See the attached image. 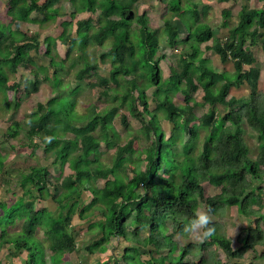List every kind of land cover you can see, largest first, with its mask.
Listing matches in <instances>:
<instances>
[{"label":"trees","instance_id":"obj_1","mask_svg":"<svg viewBox=\"0 0 264 264\" xmlns=\"http://www.w3.org/2000/svg\"><path fill=\"white\" fill-rule=\"evenodd\" d=\"M68 1L71 20L83 12L92 16L76 21V36L68 30L73 22H63L59 39L68 45L66 58L74 47L85 55L94 47L103 48L107 40L110 48L101 54L100 61H86L76 76L79 81L87 76L94 81L79 84L63 102L56 96L46 103H38L28 117L32 124L31 127L27 125V135L32 142L39 139V146L44 148L46 156L54 157L62 166L72 156L76 157L73 174L51 188V174L46 167L31 168L33 174L24 175V170L16 173L3 162L0 153V183L6 190L20 187L23 191L13 204L0 203V254L3 248L13 257L25 251V264H48L46 252L50 251L54 264L64 263L65 256L78 250L73 229L78 198L89 181L99 180L105 181L103 196L86 205L79 211V216L90 221L96 215L102 216L90 225L92 232L101 235L90 241L84 250L90 255L105 254L114 237L130 243L122 254H112L104 264H142L143 251L156 248L159 241V249L168 250L167 254L151 256L146 264H211L208 254L194 262H187L186 257L198 255V247L218 246L227 257L241 259L253 245H263L264 234L259 223H264V194L262 187L255 184L264 179V146L256 159L249 156L243 123L244 120L248 123L258 134V139L264 138V102L257 94L259 70L252 67L255 56L247 47L248 42L250 45L259 43L264 52V10L243 7L236 27L230 28L227 22L223 23L230 30L228 37L222 40L215 37L212 29L202 21L201 12L194 11L190 18L183 19L181 0H161L171 12L161 34L150 27L146 14H137L134 9L144 0H80L76 5V0ZM59 3L60 0H46L42 4L38 0L9 1L7 16L10 21L8 24L0 21V94L5 102H8L10 90L23 87L27 96L39 90L37 73L24 85H10L8 72L17 73L21 68L29 70L36 65L32 51L40 49L39 35H26L20 28L22 22L44 24L55 20L59 12L55 6ZM97 12H100L99 19L95 23L93 15ZM33 13L44 17L31 18ZM224 16L228 13L224 12ZM174 19L182 21V32L173 23ZM134 22L139 25L138 29H132ZM14 24L15 28L12 27ZM160 37L166 38L171 48H176L178 39L182 38L185 49L191 52L187 56L178 55V63L171 67L167 82L163 80L156 59ZM46 41L52 51L55 38L48 37ZM208 42L212 44L206 49L216 53L221 61H232L234 74L216 71L209 59L202 57L201 46ZM47 57L59 86L65 87L61 79L62 73H69L66 58L56 60L52 53ZM103 64L109 65V76L98 74ZM245 65L250 69L245 70ZM51 77L48 74L45 79L51 81ZM244 84H248L255 95L256 101L251 105L231 96L232 88L238 89ZM84 86L92 90L99 88L98 99L106 97L108 101L112 92L115 93L114 101L121 99L131 116L141 123V131L150 142L144 150L146 165L143 170L134 169L130 178L122 177L120 167L133 155L136 145L132 140L124 145L118 143V135L112 127V120L119 114L117 108L96 109L87 116L77 113V97ZM151 87L157 88L155 111L150 110L146 93ZM199 88L206 104L226 108L221 125H218L213 109L202 116L195 113L196 104H191V93ZM171 93L183 94L185 104H175ZM157 112H162L172 125L170 135L162 128ZM120 115L121 121L127 124V116ZM101 127L109 129L112 136L96 134ZM19 132L20 124L15 122L8 136L16 137ZM70 133L74 135L72 138L66 136ZM45 136H55V140L45 144ZM103 142L107 148H116L117 166L113 168H106L99 158ZM205 182L220 188V192L207 195ZM34 190L38 196L32 193ZM36 199L50 200L57 204V209L51 211L49 206L35 209ZM69 204L73 206L64 214ZM202 204L214 214L226 207H237L246 217L256 215L258 212L250 208L258 205L263 214L257 219L255 228L243 230L241 246L237 249L218 228L217 235L203 244L179 247L171 234H178ZM19 220L23 221L21 228L11 232L9 227ZM144 230L150 233L142 238L139 233ZM39 232L43 233V238ZM156 232H159L157 236ZM192 248L195 250L191 251ZM153 253L151 250L150 255ZM0 264H4L1 258Z\"/></svg>","mask_w":264,"mask_h":264},{"label":"rangeland","instance_id":"obj_2","mask_svg":"<svg viewBox=\"0 0 264 264\" xmlns=\"http://www.w3.org/2000/svg\"><path fill=\"white\" fill-rule=\"evenodd\" d=\"M10 0H0V21L3 24H8L10 18L7 16V9ZM46 0H38L40 4L44 3ZM80 0H76L75 5ZM182 2V13L181 16L184 18H190L194 11L201 12L203 19L213 31L215 37L219 39H226L229 35L230 28L237 26L239 20L240 10L248 6L250 8L258 9L259 11L264 10V0H181ZM59 10L58 16L55 20L47 21L42 23H25L22 22L20 25L21 30L28 35L33 37L39 35V51H32V56L35 58L36 65L31 67L29 70L21 68L17 73L8 72L9 84L19 83L24 85L27 83L28 79H33L35 74H38L40 79V87L36 93L27 96L23 93V87L17 90H10L7 94L8 102L4 101L3 94H0V153L3 157V162L6 165H10V169L17 173V171L22 172L24 170V175L32 173L31 168L33 167H46L51 174V188L54 184H60L68 175L73 174L74 162L76 157H71L70 160L62 166L60 161L55 162L54 157H48L44 153V148L39 146L41 143L39 139H34L32 142L27 135V124L25 121L28 119L30 114L35 110L38 103H46L52 97H58L61 102H63L65 96H68L72 90H74L79 84H86L88 82L94 81L95 79L87 76L83 81L76 79L78 72L84 68L86 61L97 62L100 61V56L102 53H106L110 48V42L104 41L103 48L97 46L88 50L85 55H81L80 52L75 49L71 51L68 59L66 54L68 51V45L64 44L60 35L63 32L62 24L64 21L73 22L69 27V32L76 36V21L81 19H87L92 16L89 12L78 13L74 20L70 17V7L68 0H60V3L55 6ZM137 14H146L150 27L156 31V33H162L163 27L166 19L171 18V12L169 11L168 5L165 1L161 0H144L138 7L134 8ZM224 12L228 13V16H224ZM99 13L97 12L93 15L94 22L99 19ZM43 14L33 13L31 18L43 19ZM182 20V18H181ZM181 20L174 19L173 23L178 26L179 30L182 32L184 30V25ZM227 22L230 28H225L223 23ZM132 29H138L139 25L137 22L131 24ZM16 27V24L12 26ZM264 31V30H263ZM159 34V35H160ZM48 37H53L56 40L55 48L50 51V44L46 41ZM259 42V40L257 41ZM211 42L205 43L201 46L202 57L209 59L210 64L218 72H228L234 74V66L232 61L223 62L220 57L211 50L206 49V46L211 45ZM248 42V48L252 51L255 56V63L252 67L259 70V82L257 88V94L259 98L261 96V101L264 102V52L261 49L259 43L256 45H250ZM53 54L56 60L65 59V65L69 69V73H62V81L65 87H61L58 84V78L54 76L53 69L49 66V58L47 54ZM190 50L185 49V43L183 39H178L176 48H171L166 38L160 37V50L156 57L159 60L160 67L162 69L163 80L168 81L171 73V67L176 66L178 63V55L187 56L190 54ZM245 70H249L250 66L245 65ZM110 67L108 64H103L98 69V74L100 76H109ZM49 74L51 81H47L45 77ZM94 75V74H92ZM98 90L90 89L87 86L83 87V90L79 93L77 97V107L76 111L80 115H88L98 109L101 110H111L114 108L118 109V116L112 120V127L115 129L118 135V143L124 145L129 141H134L136 147L133 155L120 167V173L124 178H130L132 176L133 170L137 167L142 170L145 168L146 162L143 161L145 156L144 150L150 145L149 140L142 133L141 123L133 118L128 109L125 108L122 100L118 99L114 101L115 93L112 92L111 99L102 97L98 99ZM147 97L149 102V108L151 111H155L157 108V101L155 99L157 88L151 87L147 90ZM231 96H235L242 99L245 104L251 105L256 101L255 95L252 94L251 88L248 84H244L241 88H232ZM203 91L201 88L199 90L191 93L193 102L191 104H196L195 113L198 116H202L207 111L213 109L215 110L218 117V125L222 124L223 117L226 113V108L220 105L211 107L205 103L203 100ZM173 101L177 105H184V96L181 93H171ZM142 111L143 108L139 106ZM121 114H125L128 118L127 124L121 121ZM160 117L161 126L167 135H170L172 125L167 122L163 116L162 112H157ZM146 119H149L145 115ZM15 122L20 124V132L16 137L11 138L8 136V132L11 127L14 126ZM195 124V123H194ZM107 128H99L96 134L100 135L103 133H109ZM110 137L112 132L109 133ZM64 135V134H63ZM67 137L72 138L74 135L72 133L66 134ZM243 137L249 148V156L256 159L259 155L260 148L264 146V138L258 139V134L254 132L248 123L244 120L243 123ZM37 146L35 147V145ZM101 155L100 160H102L103 165L106 168H113L117 166L116 162V148H107L106 144L101 143ZM33 174V173H32ZM37 176V174H34ZM105 181H89L84 190L81 192V196L78 198V204L76 206L77 211L73 219V228L78 244L77 252L65 256V261L62 264H104L112 254H122L126 246L130 245L129 242H125L117 237L112 238L110 245L108 246V251L105 254L97 253L95 255H90L84 248L90 243V241L97 240L101 233H94L90 229L91 222L98 221L103 217L96 215L92 218V221L87 219H82L79 216V211H81L86 205H89L93 200L99 199L103 196ZM256 186H261L262 194H264V179L263 181L256 182ZM204 187L207 195H216L220 192V188L210 185L208 182L204 183ZM37 195L34 190L32 192ZM23 195V191L20 187L11 188L6 190L4 185L0 183V203L7 205L13 204ZM263 196V195H262ZM29 200L33 199L30 196H26ZM42 206H49L51 211L57 209V204L50 200H35V209H39ZM73 204H69L67 210L64 211L66 214L71 210ZM204 208V205L198 206ZM254 212H258L256 215L251 217H246L244 214L239 213L237 207H226L218 211L215 214L216 227L219 232L225 234L229 237L235 249L241 246V240L244 236V229L253 227L255 228L257 224V219L263 214V210H260L258 205L251 206ZM23 221L20 220L16 222L15 225L10 226L9 230L11 232L18 231L22 226ZM237 226V227H236ZM260 228L264 234V223H259ZM235 235L231 238L230 229L235 228ZM149 230L141 231L139 234L141 237L149 235ZM159 233V232H158ZM156 232L155 236L158 235ZM170 233V232H169ZM41 238H43V233H38ZM171 234V233H170ZM171 237L178 242L179 247L187 246L188 244L200 245L201 243L193 242L186 237L178 236L177 234H171ZM161 242L156 244V248H147L143 252L144 254L140 257V262L146 264L151 256L158 257L159 255L167 254L168 250L159 249ZM198 255L189 254L186 257L187 262L197 261L200 257L206 256L212 261L211 264H264V244L263 245H253L250 249L246 251L243 258L234 259L227 257L222 249L218 246L213 247H198ZM154 252L150 255V251ZM192 248L191 251H194ZM8 249H2L0 258L3 260L4 264H25L27 253L25 251L18 254L17 257L9 256ZM210 252L212 255H210ZM53 253L50 251L46 252V261L48 264L53 263ZM7 255V256H6Z\"/></svg>","mask_w":264,"mask_h":264},{"label":"clouds","instance_id":"obj_3","mask_svg":"<svg viewBox=\"0 0 264 264\" xmlns=\"http://www.w3.org/2000/svg\"><path fill=\"white\" fill-rule=\"evenodd\" d=\"M25 123L31 127L32 121L28 119ZM43 140L45 144H50L55 140V136H45ZM236 227L230 229L231 238L235 235ZM177 235L201 244L211 240L217 235L213 210L210 208H196L193 218L183 225L182 230Z\"/></svg>","mask_w":264,"mask_h":264}]
</instances>
